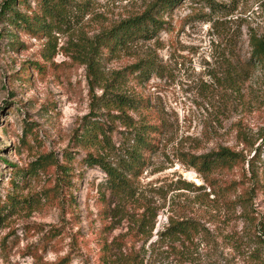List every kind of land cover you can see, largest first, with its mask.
<instances>
[{
  "label": "rangeland",
  "instance_id": "1",
  "mask_svg": "<svg viewBox=\"0 0 264 264\" xmlns=\"http://www.w3.org/2000/svg\"><path fill=\"white\" fill-rule=\"evenodd\" d=\"M153 1L66 0L65 22L38 38L10 25L0 0V200L14 198L0 224V264H35L31 252L45 264H100L103 247L109 264H262L264 72L250 60L249 38L264 33V0H212L216 12L183 0L152 40L114 54L94 49ZM108 93L139 102L124 110L95 102ZM92 111L109 126L117 154L127 132L157 127L158 148L129 198L103 199L104 173L83 162L103 153L78 146ZM219 148L240 154V163L208 175L183 163ZM43 155L45 170L21 173ZM51 156L71 158L62 194ZM179 222L187 235L175 227L168 235Z\"/></svg>",
  "mask_w": 264,
  "mask_h": 264
},
{
  "label": "trees",
  "instance_id": "2",
  "mask_svg": "<svg viewBox=\"0 0 264 264\" xmlns=\"http://www.w3.org/2000/svg\"><path fill=\"white\" fill-rule=\"evenodd\" d=\"M66 0H35V9L26 6L27 0H6L3 6V15L8 14L7 21L19 32L29 34L33 37L40 38L45 33H51L52 27H59L65 22V16L67 14V6L64 3ZM183 0H154L151 5L139 15H136L130 19H127L117 26L111 28L107 33L97 38V43L94 49H100L102 53L114 54L123 47L127 46V43L134 42L135 40H152L161 31H165L168 23L163 21L164 16L171 14L172 9L179 5ZM206 5L211 11L214 12L220 10L212 0H199ZM18 7H26L29 14L23 13ZM14 44L16 42H13ZM249 44L251 47L250 60L254 66H260L264 72V33L260 36H250ZM18 46H23L18 43ZM90 61V60H89ZM89 67H96V61L91 60ZM137 68L136 72L145 73L143 68L139 64L134 66ZM37 71H40V66H35ZM97 71V70H96ZM95 102L101 103L104 107H113L120 110L124 109H136L133 102H139L138 99L129 100L125 97L108 93V97H95ZM127 123H131L127 117H120ZM98 118L94 111L90 116L84 118L83 132L79 138L78 146L91 149L93 147L99 148L103 151L102 154L93 155L87 153L83 162L90 167H99L104 173L105 180L100 185L101 197L104 199L106 193L111 195L129 198L134 195V182L141 175V173L149 165V157L158 148L155 143L157 140L153 135L157 131V127L149 124L138 126L133 132H127V142H124L121 153L117 154V149L111 144V138L109 136L110 128L105 123H99ZM31 132V131H30ZM261 148H264V134L262 135ZM110 156L115 157L116 162L113 166L107 159ZM49 157L43 155L29 165L28 169H20L23 174H37L39 170L47 167ZM65 162L60 164L55 158L51 156V169L54 173V191H58L60 194L64 192L63 186L69 185L70 181L67 179L71 174L67 173L71 163L69 156L65 157ZM241 161L240 154L228 149L219 148L217 151L210 152L204 156H194L191 154L185 155L183 163L188 168H193L202 175H208L213 172L229 171L236 167ZM19 170V171H20ZM45 170V169H44ZM13 186L16 184L14 182ZM195 190H199L198 187H193ZM67 189V188H66ZM13 196L7 194L2 200H0V224L3 222L8 214V210L13 205ZM183 226V227H181ZM177 228L179 233L187 235V226L184 222H179L177 227L170 225L167 227L168 235L176 234L170 233V230ZM54 232V231H53ZM56 233H53L50 237L51 240L56 238ZM103 253L100 255V264H109L105 262L106 248H102ZM261 251L262 247L260 248ZM36 260L35 264H45L42 262L41 255L37 252H31L30 254ZM256 259L264 264L263 256L256 254ZM66 258L61 259L54 264H64Z\"/></svg>",
  "mask_w": 264,
  "mask_h": 264
}]
</instances>
